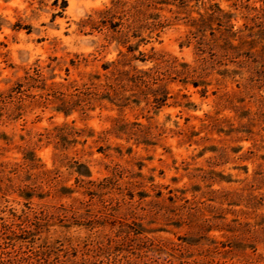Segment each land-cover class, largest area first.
<instances>
[{
	"label": "rangeland",
	"instance_id": "1",
	"mask_svg": "<svg viewBox=\"0 0 264 264\" xmlns=\"http://www.w3.org/2000/svg\"><path fill=\"white\" fill-rule=\"evenodd\" d=\"M113 1L0 0V264H254L222 244L254 235L264 255V0L102 23ZM111 61L149 88L128 78L123 106L87 94ZM34 67L67 97L89 87L80 106L55 110Z\"/></svg>",
	"mask_w": 264,
	"mask_h": 264
},
{
	"label": "trees",
	"instance_id": "2",
	"mask_svg": "<svg viewBox=\"0 0 264 264\" xmlns=\"http://www.w3.org/2000/svg\"><path fill=\"white\" fill-rule=\"evenodd\" d=\"M126 1L127 0H114L112 3L111 7H108L106 9L100 10L99 11V15L102 16V23H105V21L107 19L105 18H111L114 16L116 9L121 8V10H123V12H129V10H133V7L141 5L143 3H146V5H151L153 3L156 2V0H133L132 5H130L127 10L126 7H124L126 5ZM216 6L217 10H220L219 7L217 5ZM124 7V8H123ZM139 10V8H138ZM212 14V12H211ZM130 15H132V13H130ZM105 16V17H104ZM134 13H133V17H134ZM132 17V16H131ZM110 23L112 24V26H115L117 23H112V21H110ZM129 26V25H128ZM135 45L128 46V50H133L135 49ZM141 53V52H140ZM71 63H73V60H70ZM103 69L108 70V74H105V77L108 79L110 78L113 82L109 83L107 82L106 84H104L103 88L101 91L99 89V87H94L95 91H89L87 92V94L89 93L90 95L94 94L97 95L100 98H106L109 101L119 105V106H123L125 103H123V96H122V89L126 90L127 87V80L128 78H126L128 76V71L127 70H122L119 69L116 64L111 61V62H105L102 64ZM66 72H68V68H65ZM155 72L159 73L157 70H155ZM149 76V72L147 70H138V72L136 74H131L130 75V80L133 81H144L145 77ZM90 79L92 78H99V74L98 73H93L89 75ZM25 78L27 79L28 82H32V81H36L38 84L40 83V88L41 89H46V94L52 96V102L55 103L54 105V109L60 112H63L65 115L69 114L75 107L80 106L81 104V100L82 97L81 95L85 94L86 91H88V88L85 89H79L78 92H74L72 93L69 97L65 96L63 92L57 90V89H52L53 86H48L45 87V82H44V77L43 74L41 72V70L38 67H34L33 68V74H29L27 73L25 75ZM109 80V79H108ZM200 81H192V83L194 85H197ZM146 83V81H144V84ZM91 84H93V82H91ZM137 85L136 83L133 85V87H130V89H136ZM145 86H147V88H149V86L147 84H145ZM76 89L78 87H75ZM144 89H140V91H143ZM158 90L160 92L157 91V89H151V94H152V101L155 102V106L158 107L161 104L164 103L165 99H166V89L164 87H160L158 88ZM137 91V90H136ZM144 94L149 93V91H144ZM133 101H137V99H134ZM80 108H83L82 105ZM125 126L122 125H118L116 127V130L120 131L122 130V128H124ZM134 133V132H133ZM132 133V134H133ZM143 142L148 143L147 139H142ZM87 172V171H86ZM256 224H259L256 223ZM264 228V225H263ZM239 230H242L241 233H249L250 231L252 232L253 229L250 227L249 223H244L239 225ZM249 237H240V238H236V239H232L230 241H228L225 245L228 247L229 252H234L237 251L241 255V257H243L242 259H245L244 261H248V262H253L254 264H264V255H262L261 253H257L256 247H255V242L257 241V236L252 235V241L250 239H248ZM254 241V242H253ZM246 248H252L253 253L250 254H246L245 253V249Z\"/></svg>",
	"mask_w": 264,
	"mask_h": 264
}]
</instances>
